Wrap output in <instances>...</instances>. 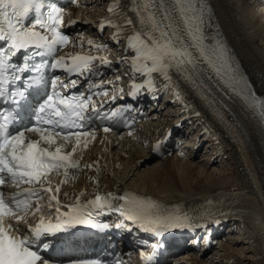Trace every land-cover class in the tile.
I'll list each match as a JSON object with an SVG mask.
<instances>
[{
  "label": "snow or ice",
  "instance_id": "snow-or-ice-1",
  "mask_svg": "<svg viewBox=\"0 0 264 264\" xmlns=\"http://www.w3.org/2000/svg\"><path fill=\"white\" fill-rule=\"evenodd\" d=\"M70 3L77 5L78 0H70ZM130 3V10L135 13L140 27L133 28V34L127 37L125 51L131 50L134 55L130 59L123 58V62L130 65L134 74L145 77L143 84L132 83L130 95L138 93L143 87L155 91L153 74L169 83L172 71L180 73L185 79H191L197 71V63L203 62L244 100L260 123L264 124V98L248 91L249 86L246 84L244 89L237 90L234 84L241 83L244 78L238 76L226 48L219 42L212 45L204 43L209 37L206 34L205 11L198 0H130ZM118 7L119 0H113L108 12L113 16H123L117 11ZM65 15L64 8L52 0H0V96L16 104L17 108L24 106L21 101H27L29 89L42 84L45 67L62 69L68 76H83L93 72L96 60L102 65L111 63L105 56L80 53H65L50 64L47 60L36 64L27 63L33 56H52L70 43H83L82 33L78 34V41H71L63 32L64 27L76 23L73 20L65 25ZM123 20L127 25L133 24L127 17H123ZM105 27L115 29L112 38L117 41L120 39V24L107 19L101 22L100 30L103 31ZM87 44L96 51H103L106 47L93 39H88ZM21 52L25 63L17 65L12 61ZM24 72H34L36 75L22 81L20 73ZM225 76L227 79H224ZM119 79L117 76L116 80ZM17 82H21V87L9 88ZM78 83L75 79L67 82L61 81L59 77L53 79L52 90L39 104L35 120L30 125L9 131V126L20 119V113L13 109L7 114H0V264H48L32 250L34 239H39L45 233L67 231L76 224H89L94 214H102L105 209L118 213L142 230L158 236H163L171 229L193 227L192 218L187 214L163 210V206L151 198L128 191L121 195L97 192L89 200L81 199L85 195L82 192L74 201L60 203L58 193L67 182L68 170L80 167L78 161L71 160L72 152L76 151L81 137L90 135L84 130L85 122L92 118L87 113L91 110L96 117L100 115L93 103L91 88L87 96L84 93L64 95L60 91L63 89L66 92L77 87ZM103 94L107 95L106 92ZM118 115L119 110L112 112L109 118ZM103 130L107 133L111 128L105 127ZM69 144L72 145V152L65 151ZM158 148L159 143L153 150ZM87 167L91 168L92 165ZM61 169L64 170L65 179L53 190L50 174L59 173ZM25 185L27 187H23ZM6 186L16 191L5 193L3 188ZM46 193L48 212L45 213L42 206L37 204L35 211L41 212L40 220L34 227H29L27 233L23 232L20 225L27 223L26 216L30 212L32 200L42 199ZM53 207L55 222L49 219L45 223L44 217H51ZM5 220L9 223L5 224ZM91 226L102 229L108 227L95 223H91ZM44 247L47 248V244ZM156 247L153 246L154 250ZM141 256L145 258L143 253ZM154 256L155 251L145 259L151 261ZM80 264L99 262L86 261Z\"/></svg>",
  "mask_w": 264,
  "mask_h": 264
},
{
  "label": "bare ground",
  "instance_id": "bare-ground-1",
  "mask_svg": "<svg viewBox=\"0 0 264 264\" xmlns=\"http://www.w3.org/2000/svg\"><path fill=\"white\" fill-rule=\"evenodd\" d=\"M201 1L209 37L204 43L219 42L226 48L238 76L244 78L234 84L237 90L246 84L248 91L264 98V2L259 8L257 0ZM129 5V0H119L117 11L123 16H114L122 27L121 33L130 31L123 20L132 19ZM171 77L173 90L161 98L165 107H177L173 120L168 113L163 115L166 118L162 124L153 121L157 117L153 112L142 128L141 143L123 139L119 150L112 146L114 149L108 152L105 146L97 147L93 156L97 162L82 173L74 195L83 192L81 198H86L103 187L122 193L128 187L135 194L149 195L160 205H177L193 217L213 205L224 214L233 211L238 218L234 220L237 231L229 236L238 234L243 238L221 239V261L217 255L208 258L205 256L209 254L197 253L188 264H242L249 259L247 255L255 258L254 264H264V124L205 63H197L191 79L176 71L171 72ZM174 133L179 135L174 137ZM180 139L181 147L174 155L163 160L147 159L158 142L167 140L177 148L176 140ZM199 142L205 144V154L195 150ZM225 155L234 166L238 191H216L225 185L223 172H208L213 165L225 161ZM71 185L68 193L72 192ZM160 196L169 201L162 202Z\"/></svg>",
  "mask_w": 264,
  "mask_h": 264
},
{
  "label": "rangeland",
  "instance_id": "rangeland-1",
  "mask_svg": "<svg viewBox=\"0 0 264 264\" xmlns=\"http://www.w3.org/2000/svg\"><path fill=\"white\" fill-rule=\"evenodd\" d=\"M175 105H176V103H175ZM177 107H175L174 109L172 108V110L173 111H175V109H176ZM168 113H171V112H166L165 114H168ZM171 115V114H170ZM174 116H176L175 114H174ZM174 116H172L171 115V117H172V120H173V117ZM204 154H205V152H204ZM204 154H202L201 153V155H204ZM161 160H163V159H161ZM158 163V162H157ZM160 163V162H159ZM158 163V164H159ZM204 163H206L205 161H204ZM151 164V163H150ZM154 164H156V163H154ZM153 164V165H154ZM117 168H121L120 166L119 167H117ZM215 170L216 171V169H217V172L218 171H221V172H223V181H224V183H225V185L223 186V187H221V188H219V189H217L216 191H227L228 190V188H227V186H229L230 184H233V183H238V187H237V189H232V191H238L239 189H240V185H239V182H238V180H237V178H236V175H235V170H234V166H233V164H232V161L230 160V158H229V156H225V161H222L221 162V164L220 163H218V164H215V165H213V167L212 168H210V170H208V172H210L211 170ZM219 169V170H218ZM231 236H234V237H239V238H243V237H241V236H239L238 234H235V235H231ZM227 238H231L230 236L229 237H227ZM225 239H226V237H225ZM209 254V253H208ZM214 255H217L216 257H218V259H219V261H221L222 260V258H221V253H219V249H217V251L216 252H214V253H210L207 257L209 258L210 256H214ZM249 255H247V257H246V259H248V260H246V261H243L242 262V264H254V257L252 258L251 256L250 257H248ZM252 258V259H251ZM206 259V258H205ZM217 264H220V263H217ZM225 264H235V263H225Z\"/></svg>",
  "mask_w": 264,
  "mask_h": 264
}]
</instances>
